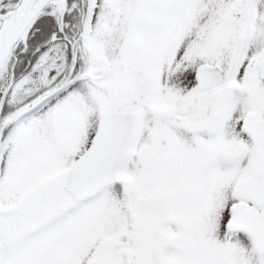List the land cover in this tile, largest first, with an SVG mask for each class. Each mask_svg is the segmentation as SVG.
I'll return each instance as SVG.
<instances>
[{
    "label": "snow or ice",
    "instance_id": "6c2138e0",
    "mask_svg": "<svg viewBox=\"0 0 264 264\" xmlns=\"http://www.w3.org/2000/svg\"><path fill=\"white\" fill-rule=\"evenodd\" d=\"M0 264H264V0H0Z\"/></svg>",
    "mask_w": 264,
    "mask_h": 264
}]
</instances>
